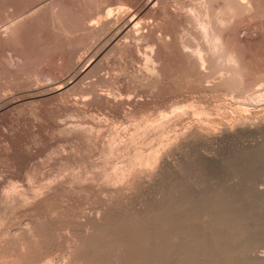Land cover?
<instances>
[{
    "label": "rangeland",
    "instance_id": "374dc122",
    "mask_svg": "<svg viewBox=\"0 0 264 264\" xmlns=\"http://www.w3.org/2000/svg\"><path fill=\"white\" fill-rule=\"evenodd\" d=\"M66 1L0 0V264H264V66L245 76L254 89L230 90L226 71L186 55L181 42H198L188 9L214 0H160L159 13L148 0ZM135 11L146 35L110 43ZM256 12L236 13L229 29L262 52ZM98 14L112 20L101 34L84 28ZM203 155L217 162L199 169ZM222 219L231 226L219 233Z\"/></svg>",
    "mask_w": 264,
    "mask_h": 264
},
{
    "label": "bare ground",
    "instance_id": "6f19581e",
    "mask_svg": "<svg viewBox=\"0 0 264 264\" xmlns=\"http://www.w3.org/2000/svg\"><path fill=\"white\" fill-rule=\"evenodd\" d=\"M52 1L53 2L50 3V4L45 2V3H41V5L44 8H45L46 5H48V6H50L53 9V4L57 0H52ZM159 1L160 0H148V2L146 3V8H148V10L154 11L155 13H159L160 12V8L158 6L159 5ZM70 2H71V0H70ZM211 2L210 3L204 2L202 5H200L201 7H199V6L191 7L190 6L191 9H188L187 13L185 11V13H186L185 17L187 18V21L189 22V26H190L189 27L190 30L188 29L189 31H187L186 34L189 35L190 37L192 36V39H193L194 42H197V41L198 42H197V44L192 42L193 44H195V46L197 45L195 48H193L194 50L192 49V51H190V50H191L192 47H194V45L192 46L191 44H189V42H185V43L181 42L182 43V47H183L184 52L186 53V55L190 56L191 58H195L197 61H199V62H201L203 64H208L210 66L211 71L213 72L214 75H220V77H222L223 72L226 71L224 73L225 76H223L224 81L222 83H228L227 84V85H229L228 88H230V90L231 89L234 90L237 87L238 88L239 87H243V84H245L247 81L250 82L249 81L250 78L248 80V77H249L250 74L247 75L248 77H247L246 80H245V76H246V74H248V72H250L248 70H250L249 68L251 66L257 67V69H258V67L264 66V62H262L264 60V48L260 49L262 52H257V50H259V48L256 45H255V48L256 49L258 48V49L256 50L254 48L253 43H252L253 41L249 40L248 38L245 39V37L241 38L239 36L240 35V31L239 30L231 31L229 29L231 24H233L232 21H234V17H236L235 15H237L236 13H238V15H239L240 13H245V12L250 11V10L251 11L253 10L254 12H256L255 9H257V7L259 6V4L257 6V3H259V2H258V0H214V2H212V3ZM44 4H46V5L44 6ZM61 4H63V3H61ZM41 5H38V6H41ZM64 5L65 4H63L62 6H64ZM38 6H34V7L32 6L31 9L29 7L30 10H28V13H32L33 15H34L35 12L37 13V11L40 10L41 7H42V6L41 7H38ZM44 8H43V10H44ZM54 8H55L54 11L56 9H57L56 11H58L60 9L59 7L58 8L54 7ZM136 11L133 12V13L129 12L126 15L127 17L125 16L126 18L124 19V22L122 24H120V26L118 28H117V26H115L116 29L113 28V29H111L109 31L108 38H109L110 43L117 42L120 37L124 36L125 34H127L130 31L136 29V25L138 24V19H139V16H138ZM262 11L257 9L258 13L256 12L257 13L256 15H259V14L262 15L263 14V16H264V11L263 12ZM59 12L60 11H58V13ZM111 12H112V10L109 9L107 12H105V14L107 15V14H110ZM50 14L52 15V13H50ZM59 15H60V13H59ZM98 15L97 16L96 15H91L88 18H86V20H85L86 23L84 24L86 27L84 26V28H87L88 30H90V29L92 30L93 29L95 32L101 34L103 31H105V27L107 28V26L110 23H112V20L107 19L108 17H106L107 20H105L104 19L105 16L102 18V16H100L101 14H98ZM61 16H63V15H61ZM56 17H58V16H56ZM110 17H111V15H110ZM10 18H13V17L11 16ZM25 18H26V16H25ZM103 19L105 20L104 22H103ZM22 22H24V21L22 20ZM234 23H236V22H234ZM11 27L15 28V27H13L12 23L11 24L9 23L8 25L5 26V29H10ZM83 29L81 28V30H83ZM140 32L141 31L138 32V30L134 31L136 37H143V36L146 35V33H145L146 31L143 32V33H140ZM102 36H103V34H102ZM1 37H2V35H1ZM190 37H188V38L190 39ZM235 38L238 40V45L239 46H237L236 48L235 47L234 48L230 47L229 46L230 45L229 42H233L234 40L233 41H231V40L235 39ZM106 45H109V43L106 44ZM231 45H232V43H231ZM111 47H113V46L111 45ZM202 50H204L206 53L204 52V54H203ZM258 60H260V61L262 60L261 62L263 64L261 63L260 65H258V63L260 62ZM252 61H255V63L253 62V64H252L251 63ZM256 61H258V63H256ZM89 64H91V63H89ZM94 64H95V62L91 65V68L95 67ZM253 67H252V69L256 70V68H253ZM86 68H87V66H86ZM91 68L89 66V68H87V70L89 71ZM87 70H85V68H81V69L78 70L77 74L84 73ZM226 73H228V75H226ZM72 79L63 81L59 86H57L56 88L58 89V91L66 90L67 88L72 86V84H73V80ZM251 81H252V79H251ZM248 82H247V85L249 86ZM252 84L253 83L251 82V85ZM247 85H245V87ZM251 85L249 86V88L251 87ZM245 87H244V90L246 89ZM253 87H254V85H253ZM253 87H251V88H253ZM237 90H239V89H237ZM248 93L250 94V90H249ZM253 94L256 97H258V95H262L260 92L258 93L257 91H255ZM251 97H253V96H251ZM258 99H259V97L257 98V100ZM249 104H250V102H249ZM231 130H233V129H231ZM258 132L259 131H257V133ZM231 136H233V135H231ZM259 146H260V144H259ZM150 155H151V153H150ZM259 157L263 158L264 157V152H262L259 155ZM216 162H217V159L212 158V157H210L208 155H203V156L198 158V163L197 164L199 166V169H204L205 170V169H208L211 166H213ZM120 170H122V169H120ZM122 172H123V170H122ZM226 182H227L226 181V177L225 178L224 177L220 178V181H219L220 188H219V191L217 192L218 194H221L222 191L225 190V187L227 186ZM255 194H259L264 199V189L263 188H257L255 190ZM233 204H234V200H229L228 202H225L222 206H220L221 208H219L218 210H215V211H204L203 214H201L200 216H198V217L193 219V222H192L193 228L195 230H199V229L203 230L206 227V225H208V226L212 225L210 223V219L212 218V216L213 215H218V216L225 215V213H227V212H229L231 210V207H232ZM249 223H250V221L248 219L247 220L244 219L243 221L239 222V227H240L242 232H245L248 229ZM230 226L231 225H230V223H228L227 220L222 219V220H220V222H218L217 224L214 225V230H216V232L220 233L221 230L222 231L226 230ZM252 232H254V231H252ZM234 239L235 238H233V237H228L227 244L228 245L232 244ZM215 249H216V243H208L204 247V251L203 252H205L207 254H210V253H213ZM256 259L257 260H262L264 262V257H262V256H257Z\"/></svg>",
    "mask_w": 264,
    "mask_h": 264
}]
</instances>
